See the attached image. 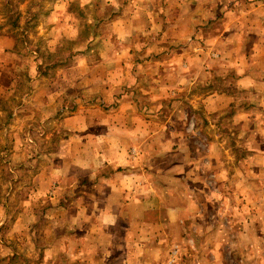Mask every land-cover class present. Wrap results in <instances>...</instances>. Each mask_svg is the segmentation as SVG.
<instances>
[{
  "label": "crops",
  "instance_id": "0c3cea01",
  "mask_svg": "<svg viewBox=\"0 0 264 264\" xmlns=\"http://www.w3.org/2000/svg\"><path fill=\"white\" fill-rule=\"evenodd\" d=\"M224 4L223 0H174L145 11L127 6L123 17L114 22L115 36L104 43L113 46L94 68L84 69L85 63L76 61L57 70L49 88L40 91L55 101L59 94H71L84 83L104 101L78 104L60 120L70 134L57 148V160L35 175L27 201L32 205L60 202L61 196L48 195L60 191L67 173L72 176L67 186L70 203L91 207H80L67 221L52 213L46 216L43 232L31 231L39 237L65 226L64 233L70 232L64 234L66 242L72 243L70 263L95 248V262L87 257L80 260L104 264L101 253L116 245L126 257L122 264L238 263L234 257L229 260L230 255L222 261L225 240L221 238L230 230L238 232L239 228L229 227L230 221L250 224L254 215L245 211L249 201H240L237 211L233 212L234 206L227 212L234 199H227L221 188L238 199L236 193L242 191L254 198L252 182L243 176L264 165V0H247L234 11ZM189 9L197 14L190 15ZM225 11L230 12L214 24ZM131 12L133 22L126 17ZM145 16L142 31L138 18ZM131 23L139 24L131 31ZM138 29L137 36L144 32L155 45L149 48V42L142 41L148 47L138 42L137 48ZM173 43L185 48L176 53L167 50ZM12 45V39L0 36V51ZM200 45L218 57L195 53ZM241 93L253 94L254 99ZM177 103L182 112L175 117L177 107L172 108ZM240 139L249 143L237 157L233 151L237 144L231 141ZM226 140L230 151H224ZM252 140L261 147L251 145ZM163 144L168 151L157 150ZM130 147L138 149L131 157ZM231 172L236 173L228 179ZM261 173L264 176V170ZM262 185L260 181L255 187L261 192L260 204L264 203ZM262 234V229L247 233ZM107 236H119L121 242L103 244L101 238ZM6 249L8 262L14 261L18 254L11 245ZM169 252L174 260H168Z\"/></svg>",
  "mask_w": 264,
  "mask_h": 264
},
{
  "label": "rangeland",
  "instance_id": "374dc122",
  "mask_svg": "<svg viewBox=\"0 0 264 264\" xmlns=\"http://www.w3.org/2000/svg\"><path fill=\"white\" fill-rule=\"evenodd\" d=\"M171 1L174 0H0V36L8 37L13 41L11 49L0 51V264H85V260H80L82 257L90 258L92 262L97 260V251L91 248L93 251L89 250L78 255L77 263H70L72 243L66 242L68 236L64 234H70V232L64 233L65 226L55 228L51 231L52 233L50 232L51 234L45 233L39 237L33 235L43 232L47 221L46 216L50 217L52 213H58V218L63 216L67 221L68 216L78 211L80 207L88 206L70 203V199L67 198L72 197L67 196V186L69 180H72V176L67 175L69 173H65L64 186L60 188V191L48 195L50 198L53 195L61 196L62 198L58 199L60 202L53 204L50 201L32 205L27 204V201L32 194L35 175L49 168L57 160L54 154L60 143L67 140L70 134L62 127L60 120L69 115L72 107L78 104L90 105L92 102L100 104L104 101L95 98L94 95L98 94H93L84 88V83L82 86L78 85L71 94H59L55 101H51L40 91H46L49 88L57 70L76 61L84 62V69L94 68L95 64L102 60L101 56L104 57V53L109 52L113 46L104 43L107 37L115 36L117 25L114 22L123 17V11L124 9L127 11V6L130 8L133 5L137 9L141 7L145 11ZM191 1L194 2V0ZM223 1L226 3L225 9L234 11L239 10L247 0ZM187 5L189 8L191 4ZM131 11H135V8H131ZM229 12L219 13L213 20L214 24ZM189 13L192 16L197 14L190 9ZM143 15L142 13L140 17ZM133 16L134 13L131 12L126 17L133 22ZM138 19L140 24H130L131 31L138 24L139 28L142 27V31L146 28V16L145 19ZM134 25H136L135 28ZM136 34H139V29L135 32L137 48L138 42L140 46L149 42V36H146L144 32L143 36ZM197 43L198 41L195 42V46ZM149 44V48L155 45L153 42ZM183 45L173 43L167 50L181 52L185 48ZM158 46L164 48L165 45ZM144 47L147 48L148 45ZM207 50L208 48L203 45L194 49L195 53L203 56L207 54L209 58L218 57L215 52ZM211 54L215 56L212 57ZM158 55H160L159 52ZM180 67L182 68V64ZM96 74L98 77V72ZM240 96H246L249 100L254 99L253 94L241 93ZM112 102L116 103L114 100ZM176 105L172 109L177 107V111L173 114L178 117L181 115L182 107L178 103ZM228 142L229 140H226L223 145L224 151H230L227 147ZM245 142L249 143L242 139L231 141V144H237L235 145L237 148L233 150L237 151V157L243 155L242 151L248 149L242 148ZM256 143L261 147L259 141L252 140L251 145ZM195 145H198V140H195ZM251 149L257 148L251 147ZM157 150L168 151L164 144L157 145ZM127 151L131 157L133 151L138 149L130 147ZM261 152L264 164V151ZM223 156L224 154L221 157ZM195 159L197 160V157ZM254 163L255 161L251 162V164ZM263 170L264 165H261L259 169L254 167L249 175L243 176V179L251 180L254 198L243 194L242 191L236 193L239 195L238 199L235 195L229 196L230 191L227 188H221L227 199L230 197L234 199V205L229 203L227 212H232L231 208L240 201H249L250 204L247 203L245 211L254 215V220L252 219L250 224L242 220L230 221L229 227L239 228V230L237 233L235 230H230L221 238L225 240L222 242V245H225L221 252L222 261L228 259L230 255L229 260L234 257L233 260L240 261L237 264H264V203L260 204L261 192L255 189L261 181L264 192V176H260ZM105 171L107 172L106 169ZM238 171L237 167L236 172ZM235 173L231 172L228 179ZM80 187L85 188V185ZM216 197L213 196V198ZM63 198L66 201L61 202ZM234 211H237L236 206ZM222 222L227 226L221 220V224ZM253 229L256 231L262 229V236L247 235L249 230L253 233ZM89 240L92 241V239ZM101 240L103 244L106 240L112 243L121 242L119 236L102 237ZM210 242L213 243V241ZM239 244L245 248H240ZM9 245L14 248L18 257L8 262L6 255L9 251L6 247ZM234 245L237 247L236 250ZM117 246L119 245L101 253L106 261L103 262L104 264H122L126 257L121 250H117L119 249ZM168 247L171 248V244ZM37 249L41 250L37 251ZM167 258L169 261L174 260L175 255L169 252Z\"/></svg>",
  "mask_w": 264,
  "mask_h": 264
},
{
  "label": "built area",
  "instance_id": "2783aa9c",
  "mask_svg": "<svg viewBox=\"0 0 264 264\" xmlns=\"http://www.w3.org/2000/svg\"><path fill=\"white\" fill-rule=\"evenodd\" d=\"M212 57H214L215 55L211 54Z\"/></svg>",
  "mask_w": 264,
  "mask_h": 264
}]
</instances>
